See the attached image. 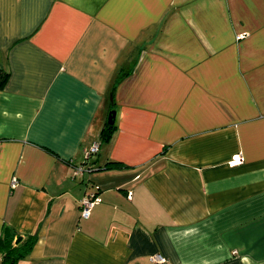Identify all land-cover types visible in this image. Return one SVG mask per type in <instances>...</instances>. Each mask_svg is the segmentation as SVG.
I'll return each mask as SVG.
<instances>
[{"label":"crops","instance_id":"crops-1","mask_svg":"<svg viewBox=\"0 0 264 264\" xmlns=\"http://www.w3.org/2000/svg\"><path fill=\"white\" fill-rule=\"evenodd\" d=\"M0 70L15 264H264V0H0Z\"/></svg>","mask_w":264,"mask_h":264},{"label":"trees","instance_id":"trees-1","mask_svg":"<svg viewBox=\"0 0 264 264\" xmlns=\"http://www.w3.org/2000/svg\"><path fill=\"white\" fill-rule=\"evenodd\" d=\"M123 73H120L116 80H118ZM8 74L4 70H0V89L3 87ZM113 124L105 123L100 130L99 140H104L109 136ZM91 155V154H90ZM116 163H105L103 167H96L97 169L112 167ZM19 237L17 233L10 229L8 226H4L2 235L0 237V264H15L16 261L25 256L31 250L34 242V236H28L25 239L16 240Z\"/></svg>","mask_w":264,"mask_h":264},{"label":"built area","instance_id":"built-area-1","mask_svg":"<svg viewBox=\"0 0 264 264\" xmlns=\"http://www.w3.org/2000/svg\"><path fill=\"white\" fill-rule=\"evenodd\" d=\"M98 141L94 142L90 148L88 149V153L87 154H93V153H96L97 150H98ZM240 161L239 157L237 155L231 157V159L229 160V165L230 166H235L237 165V163ZM97 201H99V198L97 196H93L92 198H87V199H84L81 203V206H80V212H81V215L82 217H88L89 216V213H90V208L92 207V205L94 203H96ZM150 260L152 262H163L164 259L161 255L159 254H154L150 257Z\"/></svg>","mask_w":264,"mask_h":264},{"label":"water","instance_id":"water-1","mask_svg":"<svg viewBox=\"0 0 264 264\" xmlns=\"http://www.w3.org/2000/svg\"><path fill=\"white\" fill-rule=\"evenodd\" d=\"M114 114H115V112L113 110H110L108 113L107 123L110 125L113 124V122H114ZM16 240L17 241L20 240V237H18Z\"/></svg>","mask_w":264,"mask_h":264}]
</instances>
